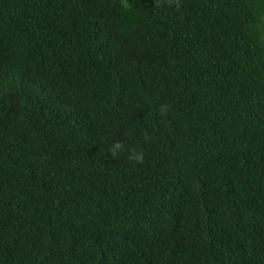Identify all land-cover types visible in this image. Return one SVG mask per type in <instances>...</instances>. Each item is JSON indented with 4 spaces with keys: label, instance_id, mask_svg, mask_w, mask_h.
<instances>
[{
    "label": "trees",
    "instance_id": "1",
    "mask_svg": "<svg viewBox=\"0 0 264 264\" xmlns=\"http://www.w3.org/2000/svg\"><path fill=\"white\" fill-rule=\"evenodd\" d=\"M0 264H264V0H0Z\"/></svg>",
    "mask_w": 264,
    "mask_h": 264
},
{
    "label": "clouds",
    "instance_id": "2",
    "mask_svg": "<svg viewBox=\"0 0 264 264\" xmlns=\"http://www.w3.org/2000/svg\"><path fill=\"white\" fill-rule=\"evenodd\" d=\"M164 109L162 108L161 111ZM127 148V145L120 140H113V142L108 146V153L112 157H118L121 152H124ZM128 159L130 162L140 163L144 162V151L141 148H127Z\"/></svg>",
    "mask_w": 264,
    "mask_h": 264
}]
</instances>
